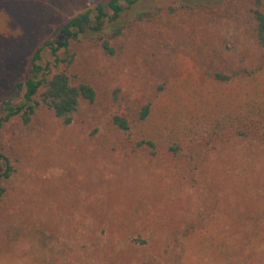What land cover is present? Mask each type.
Wrapping results in <instances>:
<instances>
[{"label": "rangeland", "instance_id": "obj_1", "mask_svg": "<svg viewBox=\"0 0 264 264\" xmlns=\"http://www.w3.org/2000/svg\"><path fill=\"white\" fill-rule=\"evenodd\" d=\"M106 1L0 0V95L28 75L32 49L59 36L71 2ZM258 1L264 7L140 0L123 12L128 26L113 54L93 40L72 42V67L97 98L70 124L40 106L32 124L15 117L2 127L0 148L16 170L0 203V264H177L184 254L187 264H226V255L264 264V133L187 136L181 156L152 155L112 121L122 114L139 130L140 110L153 102L154 121L175 141L192 112L203 118L209 108L202 91L231 104L233 87L212 77L263 60L251 17ZM139 10L152 17L137 19ZM17 41L21 51L7 55Z\"/></svg>", "mask_w": 264, "mask_h": 264}, {"label": "trees", "instance_id": "obj_2", "mask_svg": "<svg viewBox=\"0 0 264 264\" xmlns=\"http://www.w3.org/2000/svg\"><path fill=\"white\" fill-rule=\"evenodd\" d=\"M139 1L107 0L97 3L94 7L76 6L71 2L67 8L68 16L59 30V36L46 40L35 50L32 49L28 75L16 80L9 93L0 95V134L4 124L15 117L25 125L32 124L40 106L51 110L64 124H70L84 101L95 102L97 98L95 88L87 78L77 74L72 67L76 53L72 51L71 44L74 41L93 40L106 52L113 54L115 40L128 26L121 22L122 14L126 7L133 8ZM152 14L150 10H139L136 17L139 20L148 19ZM251 17L256 40L264 51V7L261 1H258L257 7L252 10ZM18 42L6 48L7 55H15L21 51ZM46 53L52 57V60L45 59ZM212 78L213 82L233 87L230 92L231 104L228 103L227 106L226 97L217 96V90L202 91L199 96L202 103L210 102L209 108L199 110L203 118L198 117L199 113L196 115L192 112L191 117L189 116L185 122V130L174 132L177 136L175 141L167 140L164 137L163 127L154 121L156 114L153 112V102L142 106L140 120L144 124L139 130L135 131L129 119L122 114L113 116V124L134 140L136 148L145 147L152 155H157L161 148H166L175 155L181 156L187 136L196 138L199 135L211 139L230 133L238 135H248L251 132L264 133V53L263 60L257 66L239 67L231 72L217 70ZM186 80L188 81L189 78L187 77ZM171 83L165 84V91L170 89ZM177 93L176 90H172L171 97L175 99L180 95ZM191 101L196 104L195 101ZM177 126L178 124L175 125L176 130H178ZM15 170L10 157L0 148V203L7 192L5 182L11 178ZM184 238L187 239L189 236ZM250 241L248 239V243ZM178 243L183 244L181 240H178ZM223 244L224 240L219 243V245ZM186 256L188 257V254H184L185 258L181 257L177 264H187ZM223 258H227L223 260L226 264H235V260L228 255ZM49 264H54V259L50 260Z\"/></svg>", "mask_w": 264, "mask_h": 264}]
</instances>
